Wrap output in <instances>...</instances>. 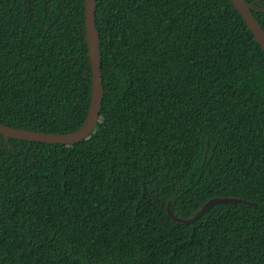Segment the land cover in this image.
<instances>
[{
    "label": "trees",
    "instance_id": "16d2710c",
    "mask_svg": "<svg viewBox=\"0 0 264 264\" xmlns=\"http://www.w3.org/2000/svg\"><path fill=\"white\" fill-rule=\"evenodd\" d=\"M264 32V0H244ZM85 0H0V123L65 134L92 93ZM103 97L71 143L0 134V264H264V51L232 0H95ZM219 202L189 222L211 198Z\"/></svg>",
    "mask_w": 264,
    "mask_h": 264
},
{
    "label": "water",
    "instance_id": "95a60500",
    "mask_svg": "<svg viewBox=\"0 0 264 264\" xmlns=\"http://www.w3.org/2000/svg\"><path fill=\"white\" fill-rule=\"evenodd\" d=\"M236 9L244 18L247 26L255 36V39L260 43L264 51V32L250 11L251 5H247L244 0H232ZM85 27L87 48L92 70V93L89 105L88 114L84 124L77 130L65 134L45 133L20 128H13L0 123V134L5 137H13L30 141L50 142V143H71L85 138L95 127L99 115L101 100L103 97V84L100 55L97 48V30L95 28V0H85ZM240 201L239 198L230 197H215L209 199L202 208L190 218H179L171 213L169 203L167 204V213L169 216L180 222H189L198 218L210 206L219 202Z\"/></svg>",
    "mask_w": 264,
    "mask_h": 264
}]
</instances>
